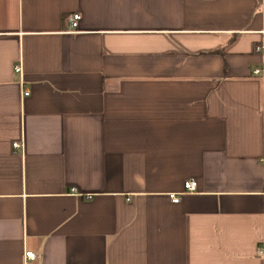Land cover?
<instances>
[{
  "label": "crops",
  "instance_id": "1",
  "mask_svg": "<svg viewBox=\"0 0 264 264\" xmlns=\"http://www.w3.org/2000/svg\"><path fill=\"white\" fill-rule=\"evenodd\" d=\"M261 245L264 0H0V264H264Z\"/></svg>",
  "mask_w": 264,
  "mask_h": 264
},
{
  "label": "built area",
  "instance_id": "2",
  "mask_svg": "<svg viewBox=\"0 0 264 264\" xmlns=\"http://www.w3.org/2000/svg\"><path fill=\"white\" fill-rule=\"evenodd\" d=\"M79 19H80V14L77 13V12L72 13L71 15H69L67 17L68 30L69 31L74 32V31L77 30ZM14 70H15V72H18L19 73L22 70L20 64H16L14 66ZM260 72H261V69H259V68H256V69L253 70V73L254 74H258ZM28 94H29V91L27 89H24L23 90V95L26 96ZM19 146H20L19 142L15 141L13 143V147H15V148H18ZM196 188H197V182H196L195 179L189 178V179H187L184 182V192L192 193V192H195L196 191ZM169 198L171 199V201L173 203H177L180 200V198H179V196H178L177 193H169ZM258 254L261 255V256H264V247H263V245H261V246L258 247ZM24 257L26 259H35L36 258V255H35V253L33 251L26 250L24 252Z\"/></svg>",
  "mask_w": 264,
  "mask_h": 264
}]
</instances>
